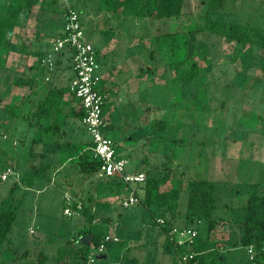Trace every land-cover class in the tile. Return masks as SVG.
Masks as SVG:
<instances>
[{
	"label": "rangeland",
	"instance_id": "374dc122",
	"mask_svg": "<svg viewBox=\"0 0 264 264\" xmlns=\"http://www.w3.org/2000/svg\"><path fill=\"white\" fill-rule=\"evenodd\" d=\"M77 1L78 8L82 0ZM188 1L194 11L191 16L155 22L129 16L116 19L115 14L98 10L97 0L84 1V28L93 30L86 38L101 49L98 62L106 72L121 71L114 85L110 83L107 110L115 129H106V134L114 141L117 155L127 160L128 172H157L162 179L160 189L181 186V211L188 180L216 181L214 224L208 230L202 220L194 228L202 239L217 246L214 255L219 257L203 264H246L247 251L240 243L244 205L251 194H264L260 49L200 32L197 40L209 46L208 59L195 58L200 73L191 82L176 80L173 63L182 58L155 43L152 35L182 33L193 24L200 15L199 0ZM229 9L232 13L226 18L235 22L264 20V0H234ZM63 16L43 18L35 6L24 18V26L14 29L13 48L0 55L4 62L0 75V209L11 207L16 212L8 235L10 249L1 253L0 264H87L85 258L94 251L82 201L94 195L97 183L105 178L85 176L74 169L87 149V132L76 121L69 135L32 143L49 120L43 119L41 126L34 125L36 119L31 120L32 126L27 121L31 107L54 85V68L44 82L45 69L37 65L36 50L60 29ZM223 16L209 14L210 18ZM69 60L66 54L67 78L72 74ZM155 119H165L167 127H153ZM41 165L42 173L35 175ZM111 187L109 195L93 204L92 225L118 236L123 245L111 242L94 264H182L170 237L156 223L159 215L152 217L137 201L123 207L121 200L129 191L116 184ZM73 199L77 200L75 208L71 207ZM65 207L73 212L68 215ZM175 226L183 228L182 220ZM173 238L182 243L186 236L174 232Z\"/></svg>",
	"mask_w": 264,
	"mask_h": 264
},
{
	"label": "trees",
	"instance_id": "16d2710c",
	"mask_svg": "<svg viewBox=\"0 0 264 264\" xmlns=\"http://www.w3.org/2000/svg\"><path fill=\"white\" fill-rule=\"evenodd\" d=\"M84 1H79L80 6L78 8L75 6L74 0H71L70 4L79 14L85 36H87L93 30L89 29L87 25L86 29L84 28L86 22L81 15L85 9L86 3ZM75 2L78 1L75 0ZM233 2L234 0H199L197 9H200V15L195 16L196 20L194 23L187 27L184 32L179 33L175 31L152 35L155 43L160 45L164 44L170 48L169 51L171 54L177 53L179 54L177 56L182 58L173 63L175 65V72L178 75L176 80L185 83L191 82L200 73V68L195 58L201 56L202 60L208 59L209 46L205 41L197 40V34L200 32L216 34L228 41H235L247 44L249 47L259 48L260 69L261 75L264 78V20L261 19L263 22L252 23L249 20L235 22L226 18L232 13V8H229L231 6L233 7ZM0 3V55L3 51L8 52L13 48L14 29L24 26V18L27 17L28 13L35 6H38L39 13L43 18L47 17L48 14H52L53 18L55 17L54 19H59L61 13L64 15L63 4L59 0H0ZM97 6L98 10L104 9L111 14H115L116 19L129 16L131 19H149L151 22L171 20L182 14L191 16L194 12L189 9L188 0H97ZM121 8L123 11H120ZM215 12L223 13L224 16L222 18H210L209 14ZM63 17L65 21V15ZM59 26L60 29L51 36L49 42H46L44 47L36 50L38 58L37 65L41 63L45 69V77L43 76L44 82L49 80L47 74L50 71L46 65L42 64V58L50 51L52 39L61 35L64 23L62 26L59 24ZM37 36L39 35L37 34ZM93 46L98 58L97 46L96 44H93ZM66 54L69 55L70 68L72 67V50L66 48L55 57L54 71L56 65L63 64V57ZM182 66H186V69L182 70ZM3 72L4 62L0 56V75ZM53 76L55 77V74ZM46 77H48L47 80H45ZM68 91L69 85L54 84L48 88L45 97L31 107V113L27 119L29 122L28 126L33 125L31 123L32 119H36L34 125L37 126H41L43 119L49 120L42 127L43 129L40 134L32 139V143L47 141L52 137L56 139L63 137L67 133L65 127L68 116H73L81 122L83 110L80 105L79 107L76 105L70 106L68 111L66 113L64 112L67 102L63 99V96ZM71 95L74 98L72 93ZM104 107L105 102L102 109L103 113ZM81 125L84 128L82 122ZM152 126L166 128L167 121L165 119H155L152 122ZM87 138V149H84L79 155L74 169L76 172L85 176H91L93 174L103 176L100 174L101 161L93 156L91 141L89 136ZM66 146L67 148L73 147L72 149H74L72 145ZM42 168L43 165L34 174L38 175L42 173ZM144 175L145 178L143 181L128 184L117 177L103 176L105 180L97 183L95 194H89L82 201V215L89 223V231L92 234L91 246L94 250L104 241L106 235L114 237L107 230H95L96 226L92 225L94 219L92 206L112 192V184H116L119 189L123 187L129 192L132 191L137 198L138 204L144 211H151L152 217L155 218L158 214V217L163 219V223H156L160 225L161 231L165 232L168 237L170 236L169 232L175 226V222L178 219L182 220L183 227H196L200 221L204 220L208 223V230L212 228L214 224V211L217 208V197L215 194L217 190L216 181L203 177H195L188 180L186 188L184 189L186 193L185 208L181 211L179 208V200L181 192L183 191L181 186L160 189L162 179L157 175V172L146 171ZM76 204L77 200L73 199L71 207L75 208ZM152 208H155L156 211L152 212ZM15 219L16 212L11 207L0 209V256L2 252H7L10 249L7 246L9 243L8 235L12 230ZM240 222L242 225L240 243L245 248L252 247V257H247L246 264H264V194H251L247 198L246 204L244 205V218ZM115 237L117 238L116 240L109 239L103 242L104 250L111 242L118 246L123 245V241L118 236ZM171 241L173 242L174 252L178 258L184 254L194 253L195 255L192 261H195L197 264H203L207 261H214L219 257V255H214V248L217 246H212L205 239H202L198 230L191 243L186 242L183 245H179L173 238ZM226 242L229 244V241ZM99 256L102 257L104 255H102V252L95 254V258ZM87 258H85V262ZM187 264H190V262Z\"/></svg>",
	"mask_w": 264,
	"mask_h": 264
},
{
	"label": "built area",
	"instance_id": "2783aa9c",
	"mask_svg": "<svg viewBox=\"0 0 264 264\" xmlns=\"http://www.w3.org/2000/svg\"><path fill=\"white\" fill-rule=\"evenodd\" d=\"M63 4L65 21L61 31V35L52 39L51 49L42 58V64H45L49 69L54 68L55 57L64 49L72 50V67L73 72L69 81V90L78 100L83 110L81 122L91 141V151L95 158L101 161L100 174L106 177H117L124 183L141 182L144 180V172H128L126 170L127 160L117 155L114 141L106 134L105 118L103 115V105L106 100L105 92L100 88L101 80L99 75L100 64L96 56V51L91 42L86 39L83 25L77 11L71 7L70 0H59ZM46 80L48 77L45 78ZM6 177L2 175V179ZM68 196L66 200L68 201ZM137 198L130 191L128 195L121 200L123 207H128L134 204ZM64 212L68 215L73 211L69 207L64 208ZM158 223H163V219H156ZM174 232L180 237H185L182 243L177 242L173 238ZM197 234L194 227L176 228L174 226L169 232L170 239L173 238L179 245L186 242L191 243ZM109 239L116 240V237L106 235L104 241ZM103 241V242H104ZM100 245L88 255L87 264H91L95 260V254L104 251V243ZM249 258L252 256V247H246ZM194 253L184 254L180 257L182 264H197L192 261Z\"/></svg>",
	"mask_w": 264,
	"mask_h": 264
},
{
	"label": "crops",
	"instance_id": "0c3cea01",
	"mask_svg": "<svg viewBox=\"0 0 264 264\" xmlns=\"http://www.w3.org/2000/svg\"><path fill=\"white\" fill-rule=\"evenodd\" d=\"M92 44L95 45L96 43H92ZM97 50H98V61H100L101 58H102V52H101V49L99 47H97ZM99 64H100L99 75H100V80H101V88L105 91V95H106L105 107H104V113H103L104 114V118H105V123H106L105 128L107 130L113 131L115 129V125H113V123H112V121L110 119V116H109V112L110 111L107 110L110 105L107 102H109V96H110V93H111L110 89H111V86L112 85L110 83L112 82L113 85H114V81H115L114 79H115L116 75L118 74V72L120 70L114 71L113 69L112 70L109 69L107 71L108 72L107 73L106 72V67L105 66L103 67V64L102 63H99ZM107 66H108V64H107ZM54 74H55L54 84H57V85L58 84L68 85L69 84V81H70V78H71V76L73 74V72L67 78L65 76V71H64V68H63V64H59V66L56 65ZM128 74L129 73L126 72V75H128ZM71 96L72 95H71L70 90L67 93H65L64 100L67 102V104H66L67 109L66 110L64 109V112L65 113L68 111V109L70 108V106H75L76 105V106L79 107V105H80L79 102H78V100L75 97L72 98ZM76 121L78 122L77 118L75 119L73 116H68L66 118V127H65V129L67 131V135H69V133H71V131L73 130V128H74L73 126L75 125V122ZM80 124H81V122H80ZM58 150H60V149L58 148ZM228 249H230V250L232 249V251H233V248L232 247H229Z\"/></svg>",
	"mask_w": 264,
	"mask_h": 264
}]
</instances>
